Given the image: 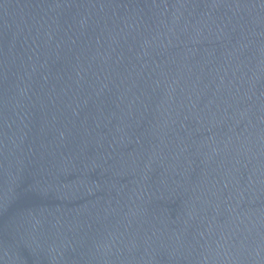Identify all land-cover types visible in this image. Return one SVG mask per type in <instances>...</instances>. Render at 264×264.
<instances>
[{
    "label": "water",
    "instance_id": "1",
    "mask_svg": "<svg viewBox=\"0 0 264 264\" xmlns=\"http://www.w3.org/2000/svg\"><path fill=\"white\" fill-rule=\"evenodd\" d=\"M0 264H264V0H0Z\"/></svg>",
    "mask_w": 264,
    "mask_h": 264
}]
</instances>
